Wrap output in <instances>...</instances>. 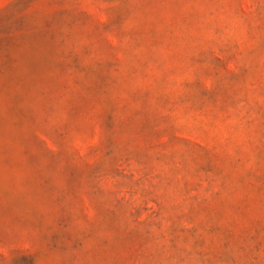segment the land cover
<instances>
[{"label":"rangeland","instance_id":"obj_1","mask_svg":"<svg viewBox=\"0 0 264 264\" xmlns=\"http://www.w3.org/2000/svg\"><path fill=\"white\" fill-rule=\"evenodd\" d=\"M0 264H264V0H0Z\"/></svg>","mask_w":264,"mask_h":264}]
</instances>
